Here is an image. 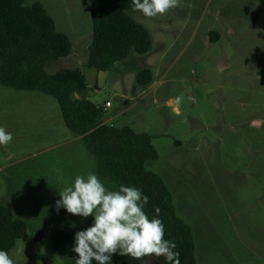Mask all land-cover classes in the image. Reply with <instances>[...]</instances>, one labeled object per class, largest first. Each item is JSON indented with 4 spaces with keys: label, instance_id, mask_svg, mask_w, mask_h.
<instances>
[{
    "label": "rangeland",
    "instance_id": "1",
    "mask_svg": "<svg viewBox=\"0 0 264 264\" xmlns=\"http://www.w3.org/2000/svg\"><path fill=\"white\" fill-rule=\"evenodd\" d=\"M36 2L74 48L46 71L78 68L87 85L82 95L112 105L102 118L107 125L151 137L158 159L145 167L162 179L177 216L191 228L195 264H264V255L238 244L239 232L231 230L251 226L249 233L264 236V0H180L155 18L129 10L149 31L151 51L132 52L107 72L86 66L87 0H24ZM144 68L152 83L139 86ZM0 126L13 135L0 146V205L27 224L9 256L14 264H67L47 238H34L38 231L92 225L91 216L57 212L56 201L77 175L95 173L94 159L82 144L68 142L57 102L39 92L0 86Z\"/></svg>",
    "mask_w": 264,
    "mask_h": 264
},
{
    "label": "trees",
    "instance_id": "2",
    "mask_svg": "<svg viewBox=\"0 0 264 264\" xmlns=\"http://www.w3.org/2000/svg\"><path fill=\"white\" fill-rule=\"evenodd\" d=\"M87 1L92 22L88 68L107 72L132 52L149 54V31L127 13L133 10L131 0ZM72 50L69 37L57 30L42 4L26 6L24 0H0V86L53 98L65 127L73 136L81 137L84 148L93 157L95 174L117 188L124 185L141 189L149 197L144 211L150 218L162 220L165 239L176 243L180 264H195L191 228L177 216L171 192L162 179L145 167L147 162L158 159L151 137L103 123V106L82 95L87 85L78 68L52 74L46 71L49 63L67 58ZM136 82L139 86L151 84L150 69L140 70ZM156 207L160 208L158 216ZM26 231V222L0 205V250L10 253ZM42 234L58 256L68 260L67 264H75L77 254L72 249L76 232L52 229ZM156 261L165 264L163 258ZM112 264H146V261L113 254Z\"/></svg>",
    "mask_w": 264,
    "mask_h": 264
},
{
    "label": "clouds",
    "instance_id": "3",
    "mask_svg": "<svg viewBox=\"0 0 264 264\" xmlns=\"http://www.w3.org/2000/svg\"><path fill=\"white\" fill-rule=\"evenodd\" d=\"M134 11L146 18L167 14L180 5V0H131ZM182 96L175 102L180 104ZM13 135L0 126V146L7 147ZM56 209L64 208L81 218L93 217V223L75 234L77 254L75 264H112L113 254L146 261L163 258L165 264H180L174 241L165 239L161 219L150 218L144 211L149 197L135 186L120 185L109 188L93 172L77 175L74 183L58 192ZM157 216L160 208L156 207ZM74 226V225H73ZM0 264H14L9 253L0 250Z\"/></svg>",
    "mask_w": 264,
    "mask_h": 264
},
{
    "label": "crops",
    "instance_id": "4",
    "mask_svg": "<svg viewBox=\"0 0 264 264\" xmlns=\"http://www.w3.org/2000/svg\"><path fill=\"white\" fill-rule=\"evenodd\" d=\"M73 50H74V48H73ZM73 50H72V52H73ZM70 56H68V57H70ZM62 69H67V68H62ZM59 70H61V69H59ZM106 122H108V121H103V123H105V124H106ZM70 135L71 136L68 139V142L74 143L75 145H81V144L83 145L81 137L73 136L71 133H70ZM3 198H5V197H3ZM231 230H233L235 232H239V234L235 235V237L238 239V241H237L238 244L240 243L242 245H245L249 250H252L254 252L260 253L261 255H264V236H262V239H260V236H258L257 234L249 233L250 231H254L255 230L254 228H251V226H247V227L244 226L242 228L239 227V226H235V228H233ZM227 242H231V241H227ZM238 246L240 247L241 245H238ZM225 253H227V254H230V253L231 254H237L239 256L242 255V252H240L239 250L235 251L232 248L231 249L227 248L225 250Z\"/></svg>",
    "mask_w": 264,
    "mask_h": 264
},
{
    "label": "water",
    "instance_id": "5",
    "mask_svg": "<svg viewBox=\"0 0 264 264\" xmlns=\"http://www.w3.org/2000/svg\"><path fill=\"white\" fill-rule=\"evenodd\" d=\"M42 236H43L42 231H38V232L36 233V236H35V238H34V241H35V242H39V241L42 239Z\"/></svg>",
    "mask_w": 264,
    "mask_h": 264
},
{
    "label": "built area",
    "instance_id": "6",
    "mask_svg": "<svg viewBox=\"0 0 264 264\" xmlns=\"http://www.w3.org/2000/svg\"><path fill=\"white\" fill-rule=\"evenodd\" d=\"M110 103L109 102H105L104 106H103V110L106 112L108 108H110Z\"/></svg>",
    "mask_w": 264,
    "mask_h": 264
}]
</instances>
